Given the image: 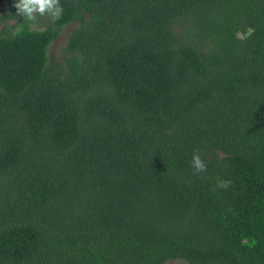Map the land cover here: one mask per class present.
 <instances>
[{"label":"trees","instance_id":"trees-1","mask_svg":"<svg viewBox=\"0 0 264 264\" xmlns=\"http://www.w3.org/2000/svg\"><path fill=\"white\" fill-rule=\"evenodd\" d=\"M16 3L0 13V264H264V0H60L42 28Z\"/></svg>","mask_w":264,"mask_h":264},{"label":"clouds","instance_id":"clouds-1","mask_svg":"<svg viewBox=\"0 0 264 264\" xmlns=\"http://www.w3.org/2000/svg\"><path fill=\"white\" fill-rule=\"evenodd\" d=\"M15 7L17 9V14L22 15L25 21L30 22V26H32L37 21V17L40 16L50 15L54 21L59 20L64 11L60 0H18ZM236 35L240 37L241 33L237 32ZM190 164L194 170L193 174L198 175L207 170V164L202 159L198 150L193 152Z\"/></svg>","mask_w":264,"mask_h":264},{"label":"rangeland","instance_id":"rangeland-1","mask_svg":"<svg viewBox=\"0 0 264 264\" xmlns=\"http://www.w3.org/2000/svg\"><path fill=\"white\" fill-rule=\"evenodd\" d=\"M8 0H0V13L3 11L4 5L7 4ZM15 21V18L10 19L8 22ZM50 22V15L37 17V21L32 25L35 27H45ZM78 22H72L65 24L59 31L56 38L49 44L48 53L51 66L55 67L56 70L60 68H66L67 59L70 56L69 51L67 50V42L69 34L72 31L73 27L76 26ZM2 23L0 21V28ZM244 32V29H242ZM164 264H188L182 259H169L164 262Z\"/></svg>","mask_w":264,"mask_h":264}]
</instances>
